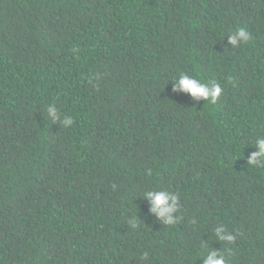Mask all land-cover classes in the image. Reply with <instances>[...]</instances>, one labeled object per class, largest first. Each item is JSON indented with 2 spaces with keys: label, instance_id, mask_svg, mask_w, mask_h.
<instances>
[{
  "label": "trees",
  "instance_id": "1",
  "mask_svg": "<svg viewBox=\"0 0 264 264\" xmlns=\"http://www.w3.org/2000/svg\"><path fill=\"white\" fill-rule=\"evenodd\" d=\"M181 73L218 103L174 92ZM258 135L264 0H0V264H264ZM150 190L178 197L175 226Z\"/></svg>",
  "mask_w": 264,
  "mask_h": 264
},
{
  "label": "clouds",
  "instance_id": "2",
  "mask_svg": "<svg viewBox=\"0 0 264 264\" xmlns=\"http://www.w3.org/2000/svg\"><path fill=\"white\" fill-rule=\"evenodd\" d=\"M252 36L247 27L237 28L233 34L229 35V42L232 45L240 44L247 45ZM173 91H182L189 94L192 98L199 100L204 99L209 105L215 106L221 95L222 87L220 83H207L203 82L198 75H187L181 73L178 79L174 81ZM47 118L53 123L60 121L64 128H69L74 125L75 121L71 116L61 117V114L57 110V107L52 104L47 106ZM254 147L257 149L250 155L247 161L249 167H264V135H258L254 141ZM149 175H151V169H149ZM116 185H113V189ZM144 199H147L150 204V212L157 217L165 218L163 223L169 226H175L179 222V209L180 205L177 203V196H170L168 191H156L150 190L144 193ZM175 213V218L172 214ZM129 225L135 229L138 226L137 218H131L128 221ZM214 235L219 241H227V243H234L236 235L225 234L224 227L214 230ZM228 249L224 251H209L203 258L204 264H229L227 259ZM148 253H143L141 259H147Z\"/></svg>",
  "mask_w": 264,
  "mask_h": 264
}]
</instances>
